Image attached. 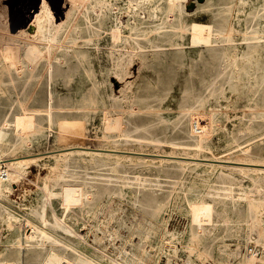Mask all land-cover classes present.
I'll return each mask as SVG.
<instances>
[{
    "label": "rangeland",
    "instance_id": "1",
    "mask_svg": "<svg viewBox=\"0 0 264 264\" xmlns=\"http://www.w3.org/2000/svg\"><path fill=\"white\" fill-rule=\"evenodd\" d=\"M147 1L108 0L112 6L107 10H110L111 22L117 25L133 24L140 20L145 23L140 24V27L155 28L162 24L163 19L169 18L166 23L169 38L160 40L159 32L152 33L162 46L150 47L153 64L150 77L143 75L145 68L142 60L136 58L131 64V73L126 76L127 81L118 79L112 72L116 39L111 30H102L87 46L90 63L87 59L77 69L54 78L57 92L67 102L66 95L72 92L77 94L75 97L82 103V92L86 94L95 80L99 83L102 98L98 94L99 101L94 103L97 93L90 94L87 101L91 110L77 103L72 106L64 102L54 112L50 129L43 128L41 133L31 136L30 144L20 141L12 127L7 126L6 139L10 140L12 148L2 152L0 159L43 153L72 144L92 148L114 146L116 140L125 138H121L118 131L104 130L103 113L106 109L123 113L129 120L127 126L135 135L128 144L118 142L120 147L152 153L180 151L182 143L193 141L189 137V119L184 115L188 107L210 112L216 117L215 131L206 137L204 148L199 150L198 156L232 160L240 157L264 159V114H258L259 105L264 103V0H206L203 5L196 4L197 0H180L182 9L175 13L169 11L168 0ZM193 1L195 4L192 6ZM42 2L0 0V36L7 31L16 33L26 26L29 28ZM47 2L58 22L64 20L71 2ZM38 3L39 9L36 11ZM32 13L34 15L29 25L24 26ZM178 17H181V21ZM192 22L206 26L212 24L214 30L227 29V33L231 31L230 37L222 32L218 36V32L214 31L217 34L212 37L214 45L212 42L194 44L190 30ZM217 37L218 41L213 40ZM129 80L135 81L136 86L132 107L122 100L115 102L111 97L113 93L121 95L120 90ZM20 111L17 106L0 110V126L3 125L4 117L11 119ZM39 112L45 115L44 110ZM259 130L263 133L260 138L257 136ZM237 142L241 145L237 146ZM23 162L18 168L0 163V175L5 170L13 172L12 179L4 180L0 187V257L16 260L17 264L28 261L33 249L39 253L36 257L38 261L50 247V243L41 236L35 240L28 239L34 223L43 227L42 220L45 217L48 231L59 235L61 239L57 245H62L65 238L76 240L74 235L52 226L55 216L67 220L83 234L88 232L86 240L101 264H197L201 257H198L196 242L190 240V221L193 220L191 206L205 186L203 182L216 179L213 191L217 197L230 204L237 199L242 207H245V202L239 194L253 187L247 174L238 170L230 173L227 167L221 170L209 168L204 163L192 164L182 170L176 162L128 156L118 161L111 154L87 152H60ZM221 173L232 175L235 180L222 183L216 178ZM80 184L82 188L87 185L89 196L83 198L82 203L80 201L66 209L62 197L63 186L80 187ZM259 195L256 193V197L263 201ZM158 206L161 209L154 214ZM233 213L230 219L243 220L242 225L238 224V228L232 229V232L227 231L232 234L224 237V228L217 231V244H224L226 250L235 248L236 243L243 241L248 233L257 237L259 230L264 229V201L258 212L261 222L257 220L250 224L246 221L248 218L243 219ZM20 242L24 245H20ZM205 242L212 252L206 264L215 260L220 264H235L237 256L227 252L222 255L221 248L224 247L217 248L212 238ZM246 245L240 242V250L244 255H249V249L255 247L259 249L258 257L264 256L263 244L250 241Z\"/></svg>",
    "mask_w": 264,
    "mask_h": 264
},
{
    "label": "bare ground",
    "instance_id": "2",
    "mask_svg": "<svg viewBox=\"0 0 264 264\" xmlns=\"http://www.w3.org/2000/svg\"><path fill=\"white\" fill-rule=\"evenodd\" d=\"M68 1L71 2V6L69 11H67V13L65 14V19L62 21L60 20L61 22H58V20L55 18V14L52 12L47 0H43L40 6V10L36 14L35 19L29 28H26V26L25 28L20 29L16 33L10 31H7V33H5L2 31L5 34L0 36V110L12 109L17 106L21 109V111L15 113L11 119H8L6 117L3 118V125L2 127L0 126V155H2V152L10 150L12 148V145H10V140L7 141L6 139L8 136L7 126L12 127L13 132L18 138H20V141L30 144L31 136L41 133L43 131V128L50 129L54 117V112L60 109L61 106H63L64 102L67 104L70 103V105L72 106L77 103L82 108L85 107L86 109L91 110L87 100H89L90 94L92 92L97 93V100L94 99V103L96 101H99L98 94L100 96L101 93L99 83L96 80L93 82L92 87L88 89L86 94L85 92H82L83 102L80 103L79 99L75 97V95L77 94H73L72 92H69V94L66 95L69 100V102H67L65 97H62V95L57 92L54 86V78L64 72L77 69L78 67H80V65L85 64L87 59L89 61L90 51L87 46L94 39V36L100 34L102 30H111L114 36L112 37L116 39V43L113 47L114 51L112 72L118 79L123 80H126V76L131 73L130 67L136 58H140L142 60L143 67L145 68L143 75H145L146 78H149L153 65L151 62L150 47L159 48L162 46L157 43L156 39L153 38L152 33H154L155 31L159 32L158 34H160V40L170 37L169 32L166 31V23L168 22L167 19H169L168 17L167 19H163L162 24L155 28L149 26H143L144 28L140 27V24H145L144 22L142 23L140 20L135 21L133 24L127 23L125 25H117L111 22L109 14L110 10H107L108 7H110L111 3H109L108 0ZM132 1L136 3L140 2V0ZM168 1V9L171 13H175V11H178V9H182V4L180 5L181 2H179L180 0ZM197 1L198 3L196 4L203 5L206 0ZM150 2H152V0H150ZM153 8L155 9V7ZM161 8L162 7H160L159 9ZM97 9H99L100 11L97 12ZM145 12H147V10ZM143 13H141V15ZM175 17H177V14H175ZM134 18L136 19V17ZM177 19L181 21V17H178ZM182 25L183 24L181 22V26ZM208 25L206 26V24L204 25L198 22H194L192 24L190 30L192 31L191 38L194 44H199L202 42L210 44L212 42V44L214 45L212 41L214 31L218 32V36L221 35L220 33L222 32L224 35H228L227 37H230L229 33L231 31L227 33V29L224 28L214 30L212 29V24H210V26ZM215 25L216 24H214L213 26L215 27ZM171 27L174 28V25ZM31 28L32 30H29ZM126 33L129 34L127 36L123 35ZM217 39L218 37L214 38L213 40L218 41ZM135 90V81H130L127 82L126 85L120 90L121 95L117 96L115 93H113L111 97L115 102L118 100H122L124 103L132 107L134 104L133 95L135 93ZM256 106H258V104H256ZM72 109L74 110V107ZM42 110H44L45 115L39 112ZM96 110L97 109H95L94 111ZM260 113L264 114V103L263 105H259L258 114L260 115ZM184 115L189 119V137L193 138V141L182 143L180 146V151H174L172 153H152L132 150L124 146L120 147L118 145V142H124L125 144H128L130 140H132L131 138L135 135L133 134L132 130L127 126V122L129 120L123 113H113L110 109H106L103 113V122L106 128L104 130L118 131L119 136L121 138H125L124 140H116L114 146L92 148L86 147L84 145L72 144L63 148L60 147V149H51V151H46L43 153H35L29 155L24 154L25 156L16 155L6 159L3 158L0 159V163H5L12 168H18L24 163L23 161L35 159L43 155H50L60 152H63L65 154H72L74 152H87L91 154H111L116 156L118 158V161L122 157L128 156L140 159L176 162L179 163V166L182 170H186L192 164L200 163H204L209 168L218 170L227 167L229 168L228 171L230 173L232 172V170H238L244 174L249 175L248 177L253 182L252 188L247 190L244 189L239 194V197L245 202V207H242L240 204L241 202H238L239 200L236 201L237 199L231 202L230 204L223 198L221 199L220 197H217L216 192L213 191V182L216 179H208V181L203 182L205 186L202 188L199 195L194 200V203L192 204L193 206H191L193 207L191 217L193 220L190 221V240L192 242H196L195 246L197 249L199 248L198 257H201V261H199V263L197 264H206L207 258L212 255V252L209 250L210 248L206 247L205 240H207L208 238H212L214 240V243H216L217 248L220 249L221 247H224L221 248L222 255L223 253L227 252L228 254L237 256L235 264H258L259 261L262 262L264 260V256L258 257L255 255H244L243 252L240 250V242L243 245H246V243L250 241H255L256 243H261L264 246V229L259 230L256 235L257 237L253 236L252 233H248L244 237L243 241H239L238 243H236L237 246L235 248L228 250H226V246H223L224 244H217V239L219 238V234L217 233V231L221 228H224V237L229 234L231 235L232 233L228 232H232V229H237L238 224L239 226L242 225L241 222H243V220L235 221L230 219L231 214L233 212L237 213V215L243 219L244 217L248 218V220L246 221L250 222V224L256 222L257 220L259 221L260 218L258 217V212L264 201V159H248L240 157L238 160H232L206 157V155L204 157L198 156L199 150H202L204 148L206 137L211 136L215 131L214 128L216 125V117L210 112L200 111L195 107L186 108ZM147 128L148 126L145 127V129ZM230 133H232V131H230ZM257 134L258 137H262V130H259ZM239 145H241V143L237 142V146ZM14 146L15 145H13V147ZM231 176L229 174L226 175L225 173H221L216 176V178H218V181L225 183L235 180ZM12 177L13 172H10L8 170L3 171V175H0V187L3 184L4 180L9 181L12 179ZM86 186H84L85 188H82L81 184L80 187L72 185L63 186L62 197L63 204L65 205L66 209H68L72 205L77 204L80 201L82 203L83 198H87L89 196V191L86 189ZM113 191L116 192L115 190ZM256 193H259L261 195L260 199H263V201L259 200L256 197ZM233 195L235 196V194ZM151 201L152 199H150V202ZM158 209H161V207L159 208L158 206V208H156L153 213L157 214ZM39 215H41V218L43 217L42 214ZM55 218L56 219L54 220V222H52V226L63 230L67 234L74 235L76 237V240H72L71 238H65L63 240L62 245H57V243L61 241V239L59 235L48 231V229L46 228L48 222V220H46V217L45 220H42L43 227L38 226L33 222L34 225L32 233H29L28 239L35 240L36 238L41 236V238L45 239L50 243V247L47 248L45 253L40 256V259L38 258V261L36 257L39 253L35 252L36 249H33V254L29 258V260H23L21 264H58L61 261H68L72 264H101L98 255H96L95 252L91 250V245L86 240L88 232L83 234L80 231L76 230V228L72 226L67 220H60L58 216H55ZM253 225L255 226V224ZM224 242L226 243V245L229 244L227 243V240H225ZM22 244L24 245L23 242H20V245ZM0 264H17V261L13 259H3L0 257ZM211 264L220 263L215 260Z\"/></svg>",
    "mask_w": 264,
    "mask_h": 264
},
{
    "label": "built area",
    "instance_id": "3",
    "mask_svg": "<svg viewBox=\"0 0 264 264\" xmlns=\"http://www.w3.org/2000/svg\"><path fill=\"white\" fill-rule=\"evenodd\" d=\"M249 252L250 254L249 255H255V256H258L259 254V249L255 248V247H251L249 249ZM58 264H72L71 262H68V261H61L59 262ZM259 264V263H258Z\"/></svg>",
    "mask_w": 264,
    "mask_h": 264
},
{
    "label": "water",
    "instance_id": "4",
    "mask_svg": "<svg viewBox=\"0 0 264 264\" xmlns=\"http://www.w3.org/2000/svg\"><path fill=\"white\" fill-rule=\"evenodd\" d=\"M199 1H202V0H199ZM194 4H195V3H194V1H193L191 5L193 6ZM35 9H36V11L39 9V3L36 5V8H35ZM36 11H35V12H36ZM33 15H34V13L31 14L30 18L25 22L24 26L29 25V22H30L31 19L33 18Z\"/></svg>",
    "mask_w": 264,
    "mask_h": 264
}]
</instances>
